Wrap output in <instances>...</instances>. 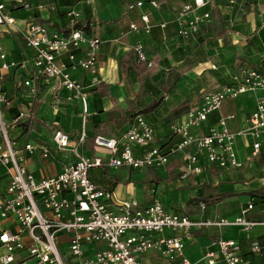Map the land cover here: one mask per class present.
Masks as SVG:
<instances>
[{"label": "built area", "instance_id": "obj_1", "mask_svg": "<svg viewBox=\"0 0 264 264\" xmlns=\"http://www.w3.org/2000/svg\"><path fill=\"white\" fill-rule=\"evenodd\" d=\"M92 1L80 3L90 5ZM222 1L240 10L247 2ZM211 3L212 0H190L178 9L174 23L180 39L194 40L205 27L212 25V15L203 11ZM126 5L127 12L160 8L157 0L135 1ZM50 7L57 9L53 4ZM47 8V4L36 0H0V32L20 34L26 47L34 50L30 58L15 61L9 60L5 52H0V164L8 169L10 175L6 192L0 193V264H29L30 261L35 264H146L142 257L151 252L168 261L180 257L182 264H193L185 256L182 237L154 238L152 234L163 235L169 230L185 237L209 228L236 227L250 232L261 227L264 230V218H250L253 202L242 207L234 218L217 215L197 221L185 214L167 211L157 194L147 207L135 199L119 201L113 192L98 187L90 178L91 169L105 164L100 154L102 151L109 153L106 165L113 169L163 168L173 156L183 152L182 179L200 176L209 167L242 169L244 162L237 150L238 137L251 139L246 146L253 149L254 157L258 156L264 142V65L260 68L240 67L231 75L229 85L203 91L198 107L189 110L181 122L170 127L172 134L182 140L167 151L153 146L157 137L156 127L144 116L137 115L129 129L116 137L96 135L93 156L77 151L87 141L83 130L73 145L78 159L65 165L60 173L38 180L27 170L26 158L15 149V141L10 137L9 123L2 110L12 106L8 93L3 89L6 73L20 71L22 85L32 96L39 91L41 79L58 80L60 86L70 92L67 100H78L83 105L84 122L90 105L86 87L75 74L83 71L96 77L100 73L98 53L103 40L86 32L81 9L76 6L65 11L69 20L65 33L61 27H51L34 19V14ZM18 10L29 15L22 24L16 16ZM140 19L143 26L131 22V31L151 34L154 24L150 13L145 11ZM160 27H167V23ZM132 50L138 64L153 67L142 42H137ZM211 68L218 69L214 64ZM93 83H97V79ZM248 93L255 96L256 107L250 115L247 129L231 131L228 123L236 118L231 114L220 116L205 133L191 134L192 128L200 130L214 112L220 111L226 100H238ZM33 117L34 113L20 111L13 115L12 123L22 120L31 123ZM51 139L49 147L28 143L25 152L34 154L40 151L43 158L48 159L51 147L58 151L72 148V138L63 130H56ZM136 149L140 155L136 154ZM111 203L115 208H110ZM60 235L68 237L66 256L60 249ZM88 244L100 245L101 248L85 258ZM211 247L217 251L205 255L207 264H216L218 257L224 264H249L236 240L220 238L212 242ZM251 248L254 254H264V247L259 242L253 243Z\"/></svg>", "mask_w": 264, "mask_h": 264}, {"label": "crops", "instance_id": "obj_2", "mask_svg": "<svg viewBox=\"0 0 264 264\" xmlns=\"http://www.w3.org/2000/svg\"><path fill=\"white\" fill-rule=\"evenodd\" d=\"M36 1L48 7L46 11L34 14L38 22L61 27L66 32L69 20L65 11L77 6L87 25L86 32L103 40L98 53L100 73L96 77L83 71L75 74L86 87L90 105L86 122L83 121V105L78 100L68 101L70 92L62 88L58 80L41 79L39 91L32 96L22 85L20 71L6 73L3 89L8 93L12 106L5 108L4 118L11 126L9 134L13 133L15 145L23 139L25 145L31 143L49 147L52 135L58 129L72 138V148L58 151L51 147L48 159L43 158L40 151L30 154L19 150L26 158L27 170L38 180L60 173L65 165L78 159L73 145L80 139L83 130L86 131L87 141L77 151L93 156L92 139L96 135L116 137L128 130L134 117L129 120L126 112L140 111L153 99H161L160 107L142 116L156 127L157 137L153 146L163 147V151L169 150L182 140L180 136L172 134L170 127L181 122L189 110L198 107L203 91L229 85L231 75L240 67L260 68L264 65V0H246L242 10L222 0H212L211 5L203 10L209 12L212 19L216 14L221 16L222 7L229 5L237 14L244 15L243 20L227 25L225 22L216 24L213 19L212 25L205 27L191 41L177 36L174 23L178 9L190 0H157L160 8L145 9L154 24L152 33L146 35L130 29L131 22L143 26L140 17L145 11L137 9L127 12L126 4L150 0H93L90 5L80 3L83 0ZM52 4L57 9H52ZM16 16L21 24L22 20L29 18L22 10H18ZM162 23H167V27L161 28ZM137 42L145 45L154 64L152 68L138 64L132 50ZM0 52H5L11 61L24 60L34 54L33 49L26 47L20 34L4 32H0ZM213 64L218 69H212ZM94 79H97V83H93ZM148 90L151 92L140 99L141 91ZM255 107V96L249 93L238 100H226L220 111L214 112L200 130L192 128L191 134L205 133L218 122L220 116L231 114H235L236 118L229 121V129L233 132L243 131L248 128ZM20 111L34 113L33 121L12 123L13 115ZM1 138L0 135V141ZM248 140L251 139L243 136L237 139L239 158L244 162L242 169L209 167L200 176L182 179L183 152L173 156L163 168L113 169L106 165L109 153L102 151L100 154L105 164L91 169L90 178L98 187L113 192L119 201L135 199L141 206L147 207L157 194L167 211L185 214L197 221L217 215L234 218L242 207L251 202L254 208L250 211V218L260 220L264 218V203L258 202V198L264 194V167L258 162L264 157V147L262 145L260 153L254 157L253 149L246 146ZM136 154L140 155L137 149ZM7 170L0 164V193L6 192L9 185ZM110 208H115L112 203ZM160 235L152 234L154 238L182 237L185 256L193 264H207L204 257L208 252L217 251L211 247V243L220 238L236 240L249 264H264V254H254L251 248L255 242L264 247V230L261 227L250 232L236 227L209 228L194 231L191 236L185 237L168 230ZM59 237L61 252L66 256L68 237ZM100 248V245H86L85 258ZM142 258L146 264H182L180 257L168 261L155 252ZM68 261L70 263L71 259ZM29 264L35 263L30 261ZM216 264L224 262L218 257Z\"/></svg>", "mask_w": 264, "mask_h": 264}, {"label": "rangeland", "instance_id": "obj_3", "mask_svg": "<svg viewBox=\"0 0 264 264\" xmlns=\"http://www.w3.org/2000/svg\"><path fill=\"white\" fill-rule=\"evenodd\" d=\"M220 12L222 13V14L220 13L221 16L219 14H216L213 17L216 24H220V22H225V23H227V25L228 24L232 25L238 21L243 20L242 16H244V15L237 14V11L235 9H232L229 5L228 6L224 5V7H222ZM260 41H261V39H260ZM2 110L4 111L5 107ZM10 137L11 138L13 137V133H10ZM263 147H264V142H263ZM15 148H16V150H22V152H23L25 150V140L21 139L20 141H18V144L15 145ZM20 154H22V153H20ZM156 234H158V233H156ZM158 235H160V234H158Z\"/></svg>", "mask_w": 264, "mask_h": 264}, {"label": "trees", "instance_id": "obj_4", "mask_svg": "<svg viewBox=\"0 0 264 264\" xmlns=\"http://www.w3.org/2000/svg\"><path fill=\"white\" fill-rule=\"evenodd\" d=\"M65 33H67V31ZM150 92H151V90L141 91V93H140V96H141L140 99L141 98H145ZM160 105H161V99H157V100L156 99H153L146 108H144V109H142L140 111H135L133 113H132V111H128V112H126V115L127 116L129 115L130 116L129 117V120H132L133 117H135L136 115H148V113H152L153 111H155L156 109H158L160 107ZM14 115H17V114H14ZM9 128H11V126L8 127V129ZM94 139H92V141H94ZM161 148L163 149V147H161ZM258 164L260 166L264 167V157L259 160ZM258 199H260V200H258L259 204H263L264 203V194H262V196L259 197Z\"/></svg>", "mask_w": 264, "mask_h": 264}]
</instances>
